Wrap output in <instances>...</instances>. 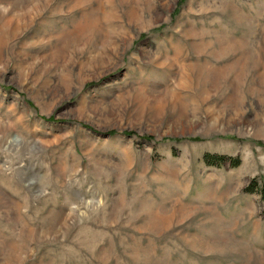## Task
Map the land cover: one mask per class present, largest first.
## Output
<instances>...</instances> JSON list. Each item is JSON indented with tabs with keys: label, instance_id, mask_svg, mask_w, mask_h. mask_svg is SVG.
Listing matches in <instances>:
<instances>
[{
	"label": "rangeland",
	"instance_id": "1",
	"mask_svg": "<svg viewBox=\"0 0 264 264\" xmlns=\"http://www.w3.org/2000/svg\"><path fill=\"white\" fill-rule=\"evenodd\" d=\"M262 185L264 0H0V264H264Z\"/></svg>",
	"mask_w": 264,
	"mask_h": 264
},
{
	"label": "trees",
	"instance_id": "2",
	"mask_svg": "<svg viewBox=\"0 0 264 264\" xmlns=\"http://www.w3.org/2000/svg\"><path fill=\"white\" fill-rule=\"evenodd\" d=\"M203 160L205 163H207V165H214V166L215 165L221 166L227 161L230 166H237L240 163V160L238 157L228 158L227 156L220 155V154H206ZM256 186H258V183L256 179H253L252 183L248 185L245 188V190H249V191L257 190L255 189ZM258 191L264 197V185L260 186V188H258Z\"/></svg>",
	"mask_w": 264,
	"mask_h": 264
}]
</instances>
